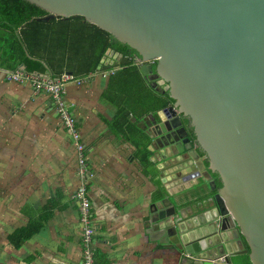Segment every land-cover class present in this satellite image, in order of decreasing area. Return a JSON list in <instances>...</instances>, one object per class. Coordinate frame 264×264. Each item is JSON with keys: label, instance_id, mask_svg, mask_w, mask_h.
I'll return each mask as SVG.
<instances>
[{"label": "water", "instance_id": "95a60500", "mask_svg": "<svg viewBox=\"0 0 264 264\" xmlns=\"http://www.w3.org/2000/svg\"><path fill=\"white\" fill-rule=\"evenodd\" d=\"M25 1L48 13L41 21L78 16L137 53L107 50L98 70L132 63L165 84L150 86L172 103L147 125L151 145L169 152L162 172L197 191L202 180L211 196L152 204L150 239L196 264H264V0Z\"/></svg>", "mask_w": 264, "mask_h": 264}, {"label": "crops", "instance_id": "0c3cea01", "mask_svg": "<svg viewBox=\"0 0 264 264\" xmlns=\"http://www.w3.org/2000/svg\"><path fill=\"white\" fill-rule=\"evenodd\" d=\"M13 50L18 53L17 43L0 38V264H83V225L73 198L82 181L76 144L46 94L7 80L8 71L25 70L8 53ZM125 66L97 67L79 76L82 85L65 86L91 171L94 264H196L193 255L150 239V208L162 211L167 198L176 209L194 206L199 193L211 192L202 180L197 191V181L179 184L171 170L162 172L169 152L151 145L147 125L168 106L166 97L137 67ZM43 68L41 75H55ZM28 226L36 231L17 249L10 237Z\"/></svg>", "mask_w": 264, "mask_h": 264}, {"label": "trees", "instance_id": "16d2710c", "mask_svg": "<svg viewBox=\"0 0 264 264\" xmlns=\"http://www.w3.org/2000/svg\"><path fill=\"white\" fill-rule=\"evenodd\" d=\"M47 14L25 0H0V29L3 32L0 38L5 37L6 43L12 46L17 43L18 53L12 54L14 50L8 53L16 64H23L27 71L43 74L45 63L55 72L52 77L66 71L83 77L96 71L107 50L129 59L137 56L127 45L78 16L39 20ZM131 65L128 64L125 69L137 71L136 66ZM163 95L167 104L172 103L166 92ZM220 186L217 180V189ZM35 231L36 227L32 226L19 230L10 237V243L19 249ZM232 259L233 264H250L247 255Z\"/></svg>", "mask_w": 264, "mask_h": 264}, {"label": "built area", "instance_id": "2783aa9c", "mask_svg": "<svg viewBox=\"0 0 264 264\" xmlns=\"http://www.w3.org/2000/svg\"><path fill=\"white\" fill-rule=\"evenodd\" d=\"M6 78L9 82L30 85L35 93L46 94L51 99L61 124L67 133L72 135V138L75 141L79 155L78 172L82 181L73 198L79 205L81 222L83 225V264H94L92 245L95 230L94 219L92 216V203L87 187V181L91 178V171L85 155V146L82 142L76 118L65 101V86L70 83L82 85L84 78L66 72H63L56 77H46L39 73L25 70L8 71L6 73ZM219 262L222 263L223 259H220Z\"/></svg>", "mask_w": 264, "mask_h": 264}, {"label": "flooded vegetation", "instance_id": "af4514ba", "mask_svg": "<svg viewBox=\"0 0 264 264\" xmlns=\"http://www.w3.org/2000/svg\"><path fill=\"white\" fill-rule=\"evenodd\" d=\"M151 78V76L149 77V79ZM160 82V84H161V81L159 80V79H151L150 80V83L151 84H155V83H159ZM161 88H162V90L163 89H165V84H161ZM171 104V103H170ZM170 104H168V105H170ZM185 121V124L187 125V130H188V133H189V138L191 139V141H192V143H193V146L196 148L197 146H196V144H195V142H194V138H193V131H192V128L191 127H188L189 126V120L188 119H185L184 120ZM202 156V155H201ZM214 178H215V180L217 181L218 179H217V177L216 176H214Z\"/></svg>", "mask_w": 264, "mask_h": 264}]
</instances>
